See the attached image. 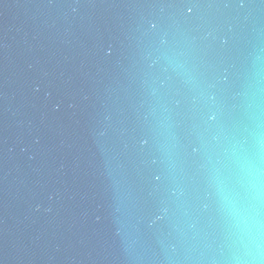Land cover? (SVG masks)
I'll list each match as a JSON object with an SVG mask.
<instances>
[{"label": "water", "instance_id": "obj_1", "mask_svg": "<svg viewBox=\"0 0 264 264\" xmlns=\"http://www.w3.org/2000/svg\"><path fill=\"white\" fill-rule=\"evenodd\" d=\"M0 264H264V0H0Z\"/></svg>", "mask_w": 264, "mask_h": 264}]
</instances>
